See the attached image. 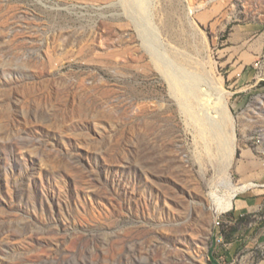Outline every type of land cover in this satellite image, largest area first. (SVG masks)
I'll return each mask as SVG.
<instances>
[{"label": "rangeland", "instance_id": "obj_1", "mask_svg": "<svg viewBox=\"0 0 264 264\" xmlns=\"http://www.w3.org/2000/svg\"><path fill=\"white\" fill-rule=\"evenodd\" d=\"M148 6L0 0V264H264V0ZM161 66L225 100L229 153Z\"/></svg>", "mask_w": 264, "mask_h": 264}, {"label": "bare ground", "instance_id": "obj_2", "mask_svg": "<svg viewBox=\"0 0 264 264\" xmlns=\"http://www.w3.org/2000/svg\"><path fill=\"white\" fill-rule=\"evenodd\" d=\"M148 1L149 0H140V5L144 12L149 9ZM161 69L187 117L202 128L209 127L210 129L208 132L207 130H202L201 133L204 136L210 133V136H212L217 143L218 150L229 153L230 150H232V141L226 136V119H228L229 112L225 100L222 98L210 99V85L199 75L173 69L169 66L163 68L161 66ZM191 99H196L200 109L202 107V109L199 110L203 115L191 105ZM247 189L249 188L244 186L233 190L230 198L227 199L226 202H224V198L212 194L213 202L217 205V211L219 213H224L231 210L234 205L233 201L237 195L245 192Z\"/></svg>", "mask_w": 264, "mask_h": 264}]
</instances>
